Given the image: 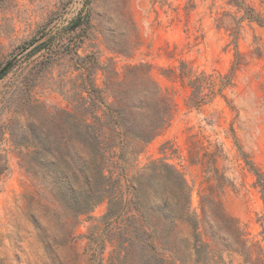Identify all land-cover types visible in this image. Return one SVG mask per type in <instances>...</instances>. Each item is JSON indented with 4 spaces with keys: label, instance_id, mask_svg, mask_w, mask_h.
Segmentation results:
<instances>
[{
    "label": "rangeland",
    "instance_id": "rangeland-1",
    "mask_svg": "<svg viewBox=\"0 0 264 264\" xmlns=\"http://www.w3.org/2000/svg\"><path fill=\"white\" fill-rule=\"evenodd\" d=\"M243 1L264 19V0ZM226 3L0 0V264H116L122 222L104 223L107 202L74 217L25 170V150L11 140V117L19 122L14 129L26 121L38 129L46 113L70 107L66 91L80 73L77 56L91 54L89 76L97 85L104 67L121 79L127 65L143 63L170 97L168 125L137 148L135 159L121 164L118 149L107 152L127 212H133L130 178L163 160L186 179L199 218L201 206H213L264 251V203L255 185L257 175L264 178V22L240 23L237 54L230 32L216 22L235 11ZM32 41L46 44L29 53L33 46L24 48ZM197 76L195 96L205 99L192 104L189 83ZM241 260L233 257L234 264Z\"/></svg>",
    "mask_w": 264,
    "mask_h": 264
},
{
    "label": "trees",
    "instance_id": "trees-1",
    "mask_svg": "<svg viewBox=\"0 0 264 264\" xmlns=\"http://www.w3.org/2000/svg\"><path fill=\"white\" fill-rule=\"evenodd\" d=\"M226 4L235 11L222 12L216 22L230 32L238 54L240 23H263L264 19L243 0H227ZM33 43L24 49L31 45L32 53L46 44ZM77 58L82 64L71 91H66L72 93L69 108L46 113L38 129L28 121L14 129L13 124L19 122L11 117V140L25 150V170L40 179L74 217L107 202L104 223L122 222L115 234L112 259L116 264H234V256L242 258L238 264H264L262 247L249 243L235 219L218 217L208 205L201 206L199 218L191 209L186 179L163 160L149 161L130 178L133 212H127L121 182L108 168L107 152L118 149L121 164L135 159L137 148L168 125L170 97L157 86L146 64L127 65L121 79L113 68L104 67L103 85L99 86L89 76L96 57ZM189 85L193 89L190 103L202 102L204 96H195L200 77ZM255 185L264 203V178L257 175Z\"/></svg>",
    "mask_w": 264,
    "mask_h": 264
}]
</instances>
